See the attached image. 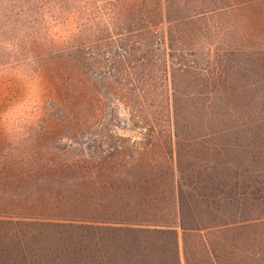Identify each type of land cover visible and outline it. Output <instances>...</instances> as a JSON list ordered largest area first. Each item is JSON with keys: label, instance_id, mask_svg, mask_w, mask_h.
<instances>
[{"label": "rangeland", "instance_id": "rangeland-1", "mask_svg": "<svg viewBox=\"0 0 264 264\" xmlns=\"http://www.w3.org/2000/svg\"><path fill=\"white\" fill-rule=\"evenodd\" d=\"M166 103L196 137L181 141V165L199 177L190 219L219 225L208 235L216 264H264V0H0V264H175L120 255L131 241L122 231L23 213L39 192L80 190L59 165L163 162ZM88 178L87 191L105 193ZM185 241L181 264H214Z\"/></svg>", "mask_w": 264, "mask_h": 264}, {"label": "trees", "instance_id": "trees-1", "mask_svg": "<svg viewBox=\"0 0 264 264\" xmlns=\"http://www.w3.org/2000/svg\"><path fill=\"white\" fill-rule=\"evenodd\" d=\"M191 13L195 16L203 11ZM162 70L163 77H160L159 92L163 93L162 97L168 101L167 84L168 80L173 83V77L168 78L166 65H163L161 72ZM91 73L97 76L100 71L97 68ZM79 81L81 82L80 79ZM139 88L138 86L137 89ZM165 120L168 126L163 131H166L167 147L165 144L164 149L161 147L157 151L159 155L161 153L163 162L150 157L144 160L145 162L137 161L129 167L121 164V168L110 164L95 165L77 160L72 165L69 164L68 168L59 165L57 170L59 176L69 173V178L75 176L83 180L80 190L71 193L64 188L62 191L48 192L49 194L39 192L36 195L39 205L36 209L25 210L23 212L25 216H31L38 223L49 227L63 226L79 230L90 227L110 233L122 231V235H126L131 241L126 248L119 247L129 253L118 251L120 255H129L138 259L171 257L175 264H181L180 256H186L189 247L185 240L187 236L192 235L197 250L209 254L216 264L217 249L208 235L218 229L219 225H204L194 218L190 219L188 196L190 200L194 199L193 193L199 177L192 163L188 167L181 165L183 158L179 150L181 141L190 145L195 142L196 137L183 136L182 130L176 124L175 112L173 113V108L172 111L169 110L168 103L165 107ZM151 132L155 138L157 129L153 127ZM185 156L190 160L193 156L191 150H188ZM184 174L190 175L192 179L185 181ZM89 176L95 177L93 182L99 178L101 186L105 185V193L94 195L95 191L93 193L87 191L88 186L94 188L92 182H89ZM84 181H88V185ZM184 187L189 188L188 194L184 193ZM131 200L133 204L139 201L150 202L147 205L151 206V209L143 216L141 210L131 208L134 206L129 205ZM155 200L162 203L165 201V205L159 207L153 203ZM5 213L6 211L0 210V215ZM167 215L170 217H165Z\"/></svg>", "mask_w": 264, "mask_h": 264}]
</instances>
